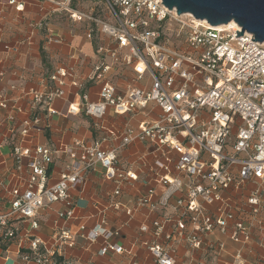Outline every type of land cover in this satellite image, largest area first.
Listing matches in <instances>:
<instances>
[{
  "label": "built area",
  "instance_id": "obj_1",
  "mask_svg": "<svg viewBox=\"0 0 264 264\" xmlns=\"http://www.w3.org/2000/svg\"><path fill=\"white\" fill-rule=\"evenodd\" d=\"M42 1L74 23L85 22L87 39L104 36L115 44L98 48V62L86 77L100 84L98 100L77 94L79 100L69 104L67 115L85 114L96 129L102 128L109 114L114 118L128 116V121L116 148L104 146L116 137L109 132L108 137L92 144L76 139L63 149L71 163L49 187V167L55 152L15 146L17 170L27 159L31 175L24 192L19 188L11 191L10 209H0V243L18 242L23 264H79L65 256L67 248L76 246L69 230L56 233L51 249L30 233L24 246L20 227L12 222L29 221L32 229H37L38 212L46 203L56 202L69 207L59 213V221L73 218L70 191L84 187L86 174L97 168L114 184L113 195L120 196L125 185L138 180V173L121 167L118 153L136 143L153 147L150 155L139 157L140 167L149 169L163 189L160 195L149 189L138 205L151 211L173 209L170 216L140 229L153 236L145 245L155 264H176L174 249L161 241L169 239V226L194 251L220 252L222 243L207 240L215 232L235 243H249L263 205L264 188L259 183L264 180V43L253 41L249 33L237 37V31L241 32L238 25L224 31L192 15L179 16L162 0ZM84 2L89 3L87 9L81 7ZM172 22L179 29H173ZM116 67L131 68L134 81L146 80L149 86L120 90L110 79ZM3 75L0 72V77ZM49 81L52 85L46 91L29 96L33 106L43 108L49 116L62 115L53 103L66 98L69 81L72 86L80 84L69 66L58 67ZM1 106L7 107L4 103ZM148 156H152L151 164ZM85 231V226L79 228L81 236L92 243L99 237L107 241L115 236L102 225ZM108 252L122 254L123 249L105 243L99 254Z\"/></svg>",
  "mask_w": 264,
  "mask_h": 264
},
{
  "label": "crops",
  "instance_id": "obj_2",
  "mask_svg": "<svg viewBox=\"0 0 264 264\" xmlns=\"http://www.w3.org/2000/svg\"><path fill=\"white\" fill-rule=\"evenodd\" d=\"M88 6L89 3L84 2L81 7L87 9ZM53 9L52 4L42 0H16L14 4L10 0H0V72L4 74L0 77V209L3 212L11 207V191L19 188L24 192L31 175L27 159H23L21 170H17L13 156L15 146L31 150L42 147L55 152L49 167V187L59 181L71 163V158L63 149L71 146L76 139L92 144L108 137L109 132H114L116 137L104 146L116 148L121 143L119 137L128 121V116L114 118L109 114L104 118L102 128L96 129L93 120L85 114L76 117L67 115L69 104L79 100L77 94H87L92 101L98 100L100 84L90 82L86 77L98 62V48L103 45L115 47V44L104 36L87 39L85 22L74 23L64 14L54 13ZM60 39L61 42H56ZM60 66L71 67L80 86H72L69 81L66 98L53 103L62 115L49 116L43 108L33 106L29 93L46 91L52 85L50 75ZM110 79L122 91L128 87L149 86L146 80L140 83L134 81L133 71L128 67L114 68ZM3 103L6 108L1 106ZM36 119L40 120L38 124L34 123ZM132 123L135 125L136 121ZM24 130L28 131L27 135L22 134ZM152 150L150 144L136 143L119 151V165L138 173V180L125 185L120 196L113 195L114 184L104 178L102 169L97 168L86 174L84 187L70 191L75 211L73 218L59 221V213L69 207L63 202H56L46 203L38 212L37 229H32L29 221H13L20 227L24 246L27 245L26 234L30 233L41 239L45 248L51 249L56 233L66 229L74 235L76 246L67 248L65 256L79 264H131L133 261L155 264L145 245L152 241L153 236L142 233L140 229L145 224L150 225L155 220L170 216L173 209L158 207L151 211L147 206L138 205L149 189L154 188L157 195L163 190L149 169L140 167L139 157L145 153L150 155ZM147 159L151 164L152 156ZM259 186L264 188V180ZM156 199L155 195L153 200ZM97 225L104 226L115 236L107 241L99 237L92 243L79 233L81 226H85V233H89ZM172 231L173 226L167 227L169 239L161 241L169 243L174 249L176 264H264V191L253 238L247 244L235 243L228 236L215 232L207 240L222 243L224 247L220 252L194 251ZM105 243L120 246L123 253L108 252L101 256L99 252ZM20 252L18 242L9 244L5 249L0 247V264H23Z\"/></svg>",
  "mask_w": 264,
  "mask_h": 264
},
{
  "label": "water",
  "instance_id": "obj_3",
  "mask_svg": "<svg viewBox=\"0 0 264 264\" xmlns=\"http://www.w3.org/2000/svg\"><path fill=\"white\" fill-rule=\"evenodd\" d=\"M179 16L192 15L213 27L234 22L241 28L237 37L244 33L254 36L253 41L264 43V0H162Z\"/></svg>",
  "mask_w": 264,
  "mask_h": 264
},
{
  "label": "bare ground",
  "instance_id": "obj_4",
  "mask_svg": "<svg viewBox=\"0 0 264 264\" xmlns=\"http://www.w3.org/2000/svg\"><path fill=\"white\" fill-rule=\"evenodd\" d=\"M186 16H187V15H186ZM232 28L237 29L238 26H237L234 22H231V23H229V24H227V25H222V26H218V27H217V29H219V30H224V31H228V30H230V29H232Z\"/></svg>",
  "mask_w": 264,
  "mask_h": 264
},
{
  "label": "rangeland",
  "instance_id": "obj_5",
  "mask_svg": "<svg viewBox=\"0 0 264 264\" xmlns=\"http://www.w3.org/2000/svg\"><path fill=\"white\" fill-rule=\"evenodd\" d=\"M171 25H172L173 29H179V27L175 24V22L174 23L172 22ZM164 27H166L165 24L163 25V28Z\"/></svg>",
  "mask_w": 264,
  "mask_h": 264
},
{
  "label": "trees",
  "instance_id": "obj_6",
  "mask_svg": "<svg viewBox=\"0 0 264 264\" xmlns=\"http://www.w3.org/2000/svg\"><path fill=\"white\" fill-rule=\"evenodd\" d=\"M9 244H10V242H8V243H6V244H1V243H0V247L3 248V249H5Z\"/></svg>",
  "mask_w": 264,
  "mask_h": 264
}]
</instances>
